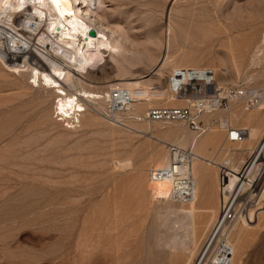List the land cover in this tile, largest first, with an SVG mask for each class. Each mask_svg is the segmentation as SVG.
Listing matches in <instances>:
<instances>
[{"label":"rangeland","instance_id":"obj_1","mask_svg":"<svg viewBox=\"0 0 264 264\" xmlns=\"http://www.w3.org/2000/svg\"><path fill=\"white\" fill-rule=\"evenodd\" d=\"M103 2L100 22L113 28L115 39H120L115 31L120 26L131 41L139 42L122 40L123 47L130 52V61L138 62L134 80L152 82L155 92L166 93L169 89V73L159 78L149 69L151 57L159 50L154 41L163 37L172 19L175 30L181 34L179 42L199 55L197 60L204 67H217L222 85H243L264 94V0ZM226 27L230 29L228 33ZM229 35L234 38L232 46L242 65L240 74L230 53ZM0 44L6 45L2 40ZM256 51L258 54L253 57ZM21 56L12 53L7 58L10 64L21 63ZM116 58L122 59V55ZM116 58L108 57V63L96 71L100 77L96 82L107 85L117 78ZM32 60L38 61V57ZM223 67L228 69L227 75L222 73ZM27 81V77L0 71V264L185 263L182 253L173 254L163 242L164 212L179 204L155 200L149 181L151 170L161 166V161L153 160V152L162 151L168 156L170 143L193 150L185 139L199 132L182 123L161 124L158 128L178 129L183 134L179 138L156 133L154 138L137 125L146 120L151 105H176H170L163 96L140 100L124 115L128 125L120 126L108 118L107 102H89L97 122L94 126L83 123L82 127L71 129L54 113L55 95L31 87ZM138 93L147 96L144 91ZM243 107L240 101L232 103L235 112ZM225 116L216 111L202 117L209 122ZM211 133L217 134L218 145L215 143L216 147L213 145L209 152L218 162L239 147L248 146L247 140L245 144L227 142L218 123L211 124L202 135ZM258 142L250 146L255 147ZM205 169L207 188H215L218 197L220 170L208 164ZM208 221L209 216L205 222ZM206 223L197 254L210 229ZM252 225L256 226L251 229L241 264H264V213Z\"/></svg>","mask_w":264,"mask_h":264},{"label":"bare ground","instance_id":"obj_2","mask_svg":"<svg viewBox=\"0 0 264 264\" xmlns=\"http://www.w3.org/2000/svg\"><path fill=\"white\" fill-rule=\"evenodd\" d=\"M103 1L0 0V42L2 40L6 43V45L0 44V68L2 69L0 71L12 72L21 77H27V84L31 87H38L53 93L56 100L54 113L57 112L63 124L67 123V126L71 129L82 127L83 123L86 126H94L95 122H97V117H92L88 107L90 106L89 102L99 105L107 102V105L110 106L116 100V91H119L122 97H125L126 94L130 95L131 108L135 106V102L150 99L152 96H163L169 99L170 105L176 106L187 105L189 102L196 100V96L179 98L169 89L166 90V93L157 91L156 93L152 82L134 80L135 78L133 77L136 74V70H138V67H136L138 62L132 63L130 61L128 57L130 52L122 44V40L131 41L130 35L122 27L118 26L115 31L118 32L120 39H115L112 34L113 28L100 22V18H103L100 14L104 5ZM22 16H25L22 23H18V19ZM235 27L238 26L236 25ZM225 29L227 33L230 31L227 27ZM92 30L97 32L96 36L90 35ZM183 31L187 33L185 30ZM24 32H27L28 35ZM32 35H36V37L31 40L30 36ZM180 35L175 30L174 22L171 19L170 24L163 33V37H158V42L154 41L159 50L157 54L151 57L152 67L149 71L155 76L164 78L168 76L166 72L170 75L178 68L206 66L197 60L199 55L193 50H188L184 43L179 42ZM228 40L230 53L234 59V67L237 73L240 74L242 65L232 46L234 38L229 35ZM131 42L133 44L136 41L132 40ZM146 50L150 51L149 48H146ZM159 51L162 52V55H160ZM12 53L22 54L23 61L10 64L7 57L8 54ZM257 54L258 51L254 53L253 57H256ZM119 55H122V59L116 58ZM36 56L38 61H33L32 57ZM110 56L116 58L117 78L107 85H101L100 82L95 81L100 79L96 75V71L108 63V57ZM221 64L224 66L225 61L222 60ZM216 68L214 69L216 70ZM221 71L224 75L228 74V69L225 67ZM220 82V86H225V84L222 85ZM161 89L159 88V90ZM257 90L256 92L254 90L250 91L255 96L261 97V101L253 108L259 111L246 110L243 101L238 100L243 103L244 109L240 112H235L232 109L229 113L230 118L234 119L235 125L248 128V137L242 141V144H245L247 140V147L236 148V152L234 151L232 154L227 155L223 161L218 162L217 157L215 158L216 160L211 158L213 155L210 156L209 152L213 148L212 146L216 147L215 143L217 144V138H215L217 134H214L215 132L206 136H187L185 139V144L190 145L193 150L184 149L192 150L197 156L192 160L190 169H188V164L185 163L181 167L180 172L182 177H187L190 173L193 175L196 198L190 203L177 202L179 206L167 207L168 209L166 208L167 210L164 212L165 216L163 215L165 218L162 217L165 219L163 224L166 227L164 245L169 247L173 254L182 253L186 258L183 264H191L196 259L198 244L201 240V233L204 231L207 217L209 216V221L206 223L207 228L213 219H217L225 197L221 194L223 184L225 183L227 188L231 190L236 183V178H227L220 173L218 178L220 193L216 204L206 206L207 201L201 194L202 182L203 180L205 182V165L208 164L218 168V165L210 161L215 160L218 164H226L229 161L230 165H227V168L237 171L246 162L245 155L250 154L255 149L264 134V94H260ZM138 91H144L147 96L140 95ZM97 108L101 109V111L106 109L104 106L102 107L103 109L99 108V106ZM151 108H153L152 105L150 106ZM147 113L148 111L146 115ZM145 121L137 124L139 129H142L141 131L144 129L148 134L152 133L154 138L156 133L162 136L177 135L179 138L183 134L178 129L165 130L158 128V126L163 124L161 122L153 124ZM256 140L258 143L254 144L255 147L250 146ZM168 152V156L164 155L162 151H155L152 154L154 161H161V166H155L151 170V181H149L152 196L159 202H170V200L174 202V192L178 186V178L176 177L156 178L152 176L153 170L167 168L172 165L174 157L170 151ZM258 220L255 221V224ZM252 224L254 223L244 221L238 223L235 227L233 264L242 263V259L245 256L246 242L252 235L251 229L256 226Z\"/></svg>","mask_w":264,"mask_h":264},{"label":"built area","instance_id":"obj_3","mask_svg":"<svg viewBox=\"0 0 264 264\" xmlns=\"http://www.w3.org/2000/svg\"><path fill=\"white\" fill-rule=\"evenodd\" d=\"M169 90L179 98L196 96V100L181 106H162L151 108L146 120L151 123L163 124L182 123L192 130L204 134L211 124L218 123L225 132L226 141L239 143L248 137L249 130L237 126L230 118L232 103L242 100L246 110L255 108L261 101L243 85H219V73L212 67H182L174 70L168 79ZM115 101L106 113L115 124L127 126L125 114L131 109L129 94L122 97L115 92ZM222 111L224 119L203 121V114ZM169 151L174 157L172 165L167 168L155 169L153 177H176L178 186L174 199L178 203H190L196 198L193 175L182 177L181 167L187 163L188 169L192 160L197 156L192 150H186L170 143ZM220 173L227 178H236L235 186L230 190L223 184L221 190L223 202L217 219L208 230L199 253L193 264H233L235 245L234 230L240 222L254 223L264 211V134L255 149L247 155L246 162L234 171L227 168L230 162L218 164Z\"/></svg>","mask_w":264,"mask_h":264},{"label":"crops","instance_id":"obj_4","mask_svg":"<svg viewBox=\"0 0 264 264\" xmlns=\"http://www.w3.org/2000/svg\"><path fill=\"white\" fill-rule=\"evenodd\" d=\"M201 194L204 196L205 200L207 201L206 205L216 204V201H217L216 190H215V188H211V186L209 188H207V185L204 182V180H203L202 186H201Z\"/></svg>","mask_w":264,"mask_h":264},{"label":"water","instance_id":"obj_5","mask_svg":"<svg viewBox=\"0 0 264 264\" xmlns=\"http://www.w3.org/2000/svg\"><path fill=\"white\" fill-rule=\"evenodd\" d=\"M90 35H92V36H96V35H97V32H96L95 30H92V31L90 32Z\"/></svg>","mask_w":264,"mask_h":264}]
</instances>
